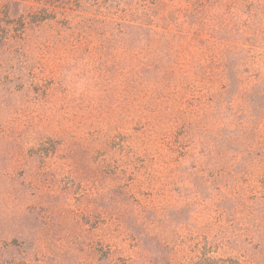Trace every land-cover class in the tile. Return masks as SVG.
<instances>
[{
  "label": "rangeland",
  "instance_id": "obj_1",
  "mask_svg": "<svg viewBox=\"0 0 264 264\" xmlns=\"http://www.w3.org/2000/svg\"><path fill=\"white\" fill-rule=\"evenodd\" d=\"M0 264H264V0H0Z\"/></svg>",
  "mask_w": 264,
  "mask_h": 264
}]
</instances>
